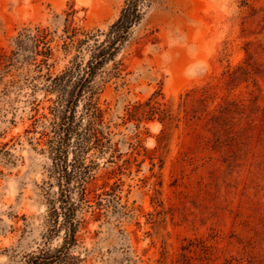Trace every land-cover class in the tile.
I'll return each mask as SVG.
<instances>
[{"label": "rangeland", "instance_id": "obj_1", "mask_svg": "<svg viewBox=\"0 0 264 264\" xmlns=\"http://www.w3.org/2000/svg\"><path fill=\"white\" fill-rule=\"evenodd\" d=\"M149 1L118 56L122 77L99 96L123 158L129 143L139 155L122 170V160L87 155L91 198L102 194V207L92 199L79 214L73 254L80 264H264V0ZM124 2L0 0V50L10 53L25 27H49L57 74L73 56L62 47L64 12L73 10L81 30L105 31ZM34 75L24 63L0 82V264H23L50 226L43 189L51 160L41 132L53 95L26 81ZM195 87H208L209 98L191 94L180 111V96ZM157 90L180 117L163 136L156 119L124 122L128 106ZM144 150L157 157L154 166Z\"/></svg>", "mask_w": 264, "mask_h": 264}, {"label": "trees", "instance_id": "obj_2", "mask_svg": "<svg viewBox=\"0 0 264 264\" xmlns=\"http://www.w3.org/2000/svg\"><path fill=\"white\" fill-rule=\"evenodd\" d=\"M149 3V0H125L118 18L107 30L95 32L73 26V10L65 11L60 37L65 55L73 53V56L57 74L51 72L55 61H52L51 47L53 32L49 27H25L16 36L15 47L10 53L0 50V82L7 75L14 78L24 63H31L36 75L27 77L26 81H40L45 94L53 95L49 98L48 126L41 132L45 138L44 151L51 160L49 182L43 189L50 226L43 234L44 247L27 253L23 264H80L82 258L73 254L79 243L78 233L85 222L79 214L91 208L92 199L96 200L98 209L102 207V194L95 193L91 198L95 169L86 164L87 155L92 151L99 157L108 155L107 162L115 165L122 160L123 164L117 165L121 170L137 161L134 153L139 155L138 145L129 143L131 153L123 158L120 142L112 141L111 127L105 121L107 108L100 106L99 96L109 82L122 77L125 64L118 56L128 44L133 28L143 19ZM9 82L18 83L15 79ZM209 90L208 87H195L181 95L178 109L181 111L185 107L191 94L200 93L198 100H207ZM220 109V113H225L223 105ZM155 119L163 126L162 136L167 134L168 128H177L180 121L172 100L166 99L159 90L147 100L128 106L124 122H135L138 127L143 121ZM144 151L154 166L157 157ZM112 172L116 174L115 169ZM112 188L114 191L115 187ZM61 233L62 241L52 247L51 241Z\"/></svg>", "mask_w": 264, "mask_h": 264}]
</instances>
